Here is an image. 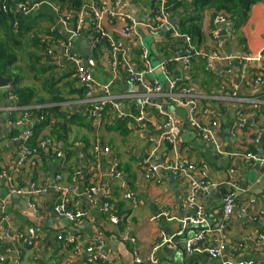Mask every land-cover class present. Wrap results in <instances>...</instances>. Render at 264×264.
<instances>
[{
	"label": "crops",
	"instance_id": "1",
	"mask_svg": "<svg viewBox=\"0 0 264 264\" xmlns=\"http://www.w3.org/2000/svg\"><path fill=\"white\" fill-rule=\"evenodd\" d=\"M109 1H119L120 19L104 18L106 36L94 34L98 37L94 45L85 35L62 44L75 28L74 14L66 23L61 18L69 9L62 13L57 8L55 12L44 3L23 21L34 28L30 35L40 43L39 51L31 53L44 55L47 72H54L52 88H58L60 93L59 99L53 100L52 95L43 92L41 82L47 73L29 79V63L22 64L28 60H22L24 56L29 58L28 53L21 56L20 68L12 67L9 72L21 71L20 84L36 91L31 104L17 105L10 85L0 89V225L6 229L0 241V255L5 260L0 264H138L136 257L144 259L150 255L156 262L141 264H264V172L259 161L242 157L245 150L256 151L259 156L264 153V114L255 118L251 109L262 106L264 111V86L253 84L259 70L257 64L238 62L236 58L264 48V1L253 3L245 15L228 18L222 24H214L210 13H204L198 22L201 35L194 42L198 51L217 50L232 58L230 65L224 60L216 61L209 68L213 74L201 73L189 81L197 95L198 117L220 142L221 152L197 136L189 124L186 106L166 95L149 96L141 85L126 81L120 64L116 68L108 64L109 44L115 40L122 42L136 71L143 70L138 43L133 38L123 40L119 28L126 14L143 23L154 3ZM172 20L175 21L173 17ZM167 29L162 26L149 32L139 30V41L155 67L147 80L159 81L164 92L168 91L170 80L189 77L188 68L179 63L170 70L167 67L166 72L160 67L183 51L169 46L173 40L166 39ZM177 37L172 34V38ZM25 41L23 44L28 46ZM26 50L35 48L28 46ZM66 50L90 72L96 83L93 98H112L114 106L108 105L103 119L92 120L88 114L86 88L76 74L74 62L63 56ZM201 60L204 67L205 58L204 63ZM98 84L105 86L107 92L100 90ZM36 108H44L43 119L51 117V124L59 120L61 128L42 124L31 138L36 146L29 149L34 153L26 155L22 134L38 122L32 112L30 116L27 112ZM203 109L208 110L207 114L202 115ZM245 109L248 110L243 112ZM141 110L143 117L136 120ZM240 111L248 115V121L233 136ZM168 117L174 119L171 133L178 142L176 150L166 140L159 143V138L169 133L165 128ZM118 118L128 119L125 129L117 126ZM58 130L60 139L56 137ZM151 138L158 142L153 143ZM95 145L110 149L99 155L98 167L93 162ZM116 160L122 175L110 178L109 166ZM173 161L185 166L179 176L163 168L167 173L157 172L159 163ZM75 169L80 170L76 193L64 194L53 188L57 173L62 175V184H69ZM192 181L198 186L196 202L203 208L198 224L192 222L196 207L185 204ZM90 184L99 189L92 201L85 193ZM32 186L45 191L32 198L28 194ZM126 192L132 194L135 202L125 197ZM227 192L234 193L235 207L225 218L221 205ZM26 201L28 207L24 206ZM104 203L109 204L108 212L103 210ZM60 207L77 215L75 220L61 215ZM111 215L118 217L117 223L111 222ZM30 228L34 230L33 237L28 234ZM220 228L223 250L218 257H211L207 251L185 250L187 240L201 232L204 237L199 245L211 247V233ZM97 235L104 241L100 249L93 241ZM19 247L26 251L19 253Z\"/></svg>",
	"mask_w": 264,
	"mask_h": 264
},
{
	"label": "built area",
	"instance_id": "2",
	"mask_svg": "<svg viewBox=\"0 0 264 264\" xmlns=\"http://www.w3.org/2000/svg\"><path fill=\"white\" fill-rule=\"evenodd\" d=\"M157 3H159V9L160 13L157 14L153 9H151L147 16L145 17L143 23H140L137 18H133L129 15H124L122 19H124V23L119 28V32L121 35V38L123 40H129L133 38L140 47V54L141 57L144 60V67L141 71H136L134 68V65L131 64L129 61L126 49H123L122 42L111 40L109 44V52L111 55V58L108 60V64L112 68H116L119 64L122 66L124 74L126 75V81L130 84H137L141 85L142 88H144V91L149 95L153 97H159L166 95L168 99H171V101L178 103L179 105L186 106L188 108V121L190 126L195 130L197 136L206 142H209L214 145L215 149L217 151L221 152V144L214 135V133L210 130V128L205 125L201 119L198 117L199 108L197 103V95H195V92L192 88V86H186L180 88V90H176V85L178 80H170L168 83V91L164 92L162 89V85L159 81H149L147 80V75L151 74L152 71L155 69V67L151 64L150 60L148 59V51L145 49V47L142 46L141 42L139 41V35H140V25L145 28L146 31H151L154 28L167 26V28L174 29L175 23L171 22V19L168 15V13L163 9L165 0H154ZM46 3L48 6H51L52 9L57 12V7L52 5L50 2L45 1H35V0H19L16 1L14 4L7 6H3L4 11H8L13 17H16L17 15H28L35 10L39 9V7ZM119 1H116L114 3H111L109 0H89V2L85 5H82L78 9H69L61 18H63V23H66L68 19L71 17V15L76 16V23L75 28L72 29L70 32V37L67 38L65 41L62 42L63 45L68 43L69 40L78 38L79 36L85 35L88 36L91 40V43L94 45L97 42L98 37L94 36V34H100V36H106V33L104 32L102 28V21L106 17H112L115 20L120 19L119 16L121 15L120 12L117 10ZM157 16L159 17L158 20L156 19ZM228 21V18L221 14L217 13L213 17V23L214 24H222ZM17 21H14L13 24L15 25ZM212 33H216L215 30H212ZM141 39V38H140ZM185 41L188 43L187 48H185L182 52L174 55L173 57L169 58L165 61L164 64H162L160 67L163 71L166 72L167 70V64L168 62H174L179 63L180 65L184 66L185 68L189 67L190 59L192 57L193 53L200 54L204 56L205 58V64L204 67L206 70H209V68L212 66V64L216 61L224 60L227 62V65H230L232 58L226 55H222L217 50H212L209 52H202L198 51V49H195L192 45L189 43V37L184 36ZM47 54L50 55L52 53L51 49L46 50ZM119 53L120 54V60H119ZM63 56L66 59L72 60L76 66V74L81 80L83 86L86 88V98L88 100V114L93 117V119L99 120L101 117L102 112L105 110L106 107H108L109 104H112V98L105 95L98 98H93V93L95 92L94 85L96 84L94 80L91 77L90 72L88 69L82 64V61L79 60V58L74 57L68 50H66V53L63 54ZM238 62H251L254 61L257 64L258 71L257 75L254 77L253 84L255 86H264V48L259 50L253 55L250 54H243L242 56H236ZM99 89L102 90L104 93L107 92V88L103 85L98 84ZM115 107H117L115 105ZM114 107V108H115ZM202 115L207 114L208 110L203 109L201 110ZM143 117L142 110L139 111V114L136 116V120H141ZM43 115H40L37 118V121H41L43 119ZM165 128H167V134L162 135L159 138V143L163 140H166L168 143H170L174 150L178 148V142L171 133L174 128V119L172 117H168L166 120ZM248 121V115L244 114L242 111H240L237 114V122L233 126L232 135H236V130L239 128H242L245 122ZM32 129L31 126L27 127L22 134V141H23V147H24V153L26 155H31L34 153L33 150H30L27 146V143H29V140L32 137ZM151 141L153 143L158 142L156 139H152ZM158 144V143H157ZM109 147L105 146L103 148H100L98 145H95L93 148V162L94 166L98 167L100 162V154L103 155L104 153L109 152ZM154 157H156L154 155ZM242 157L247 160H253V161H259L261 167L263 168L264 172V153L259 156L256 151H243ZM159 166L163 169H166L173 173L175 176H179L181 173L184 172L185 166L182 162H164L159 163ZM155 168V167H154ZM110 178H120L122 175V172L119 168L118 161H114L109 166V172H108ZM80 170L75 169L72 172L71 180L69 184H62V175L60 173H57L55 176V183L53 184V188L55 190L63 192L64 194L68 193H76L77 187V178H79ZM189 193L185 198V204L189 207H196V217L192 218V222L194 223H200L203 213V208L199 206L196 202V191L198 189V186L195 182H190L189 184ZM98 187L96 185H89L86 189V197L88 200L92 201L95 200L96 193L98 191ZM12 192L19 193L20 190L12 189ZM44 188H38L35 186H32L28 194L32 198H35L36 196L42 194L44 192ZM125 197L131 198L133 202L134 199L132 197V194L130 192H126ZM30 205L33 207L34 202H31ZM235 207V195L233 192H227L224 194L222 198V205L221 210L222 214L225 218L229 217L231 213L233 212V209ZM0 208H3V204L1 202ZM109 204L104 203L103 204V210L105 212H108L109 210ZM60 214L64 217H67L70 220H75V217L77 215L72 214V212L63 210L61 207L59 208ZM110 220L112 223L118 222V217L115 215H111ZM221 229L218 230L216 233H211L212 241H211V247H201L199 243L203 240V232L197 234L196 236L190 238L187 240L185 244V250L188 253L191 252H202L207 251V253L213 257L216 258L221 254V251L223 250V245L220 241V234ZM6 232V229H4L0 225V241L3 239V234ZM28 234L33 237L34 236V230L32 228L28 229ZM95 247L97 249L102 248L103 246V239L100 236H96L93 238ZM31 242V241H29ZM28 242V243H29ZM88 250H92V248L88 247ZM5 260L4 255H0V262ZM136 263L141 264L144 261L149 263H155L156 260L153 258L152 255L147 256L144 259H141L139 257L135 258Z\"/></svg>",
	"mask_w": 264,
	"mask_h": 264
},
{
	"label": "trees",
	"instance_id": "3",
	"mask_svg": "<svg viewBox=\"0 0 264 264\" xmlns=\"http://www.w3.org/2000/svg\"><path fill=\"white\" fill-rule=\"evenodd\" d=\"M16 1L19 0H0V72L4 76H8L10 78H13L10 86L9 91L11 94H13L16 97V103L17 105H27L31 104V101L33 98L36 97V91L30 87L22 86L20 84V76L21 71H17L15 73H10V69L12 67L20 68L18 63L21 61V56L27 54L29 56V66L28 70L33 73L34 76L37 75H44L47 73V75L43 78L41 84H42V90L48 95H52L53 100L59 99V89L53 87V81L54 80V72H47V64L44 62L46 58H44V55H34L35 51H39V41L38 39H35L33 36L30 35V32L34 29L30 25L24 24V19L26 18V15H17L16 17H13L8 11H4L3 6H7V3L9 5L14 4ZM48 2H51L57 8L59 9V12H65V10L68 9H78L82 5H85L89 2V0H47ZM258 1H264V0H165L164 3V10L168 13L171 22L175 23L174 29H167L165 32L166 39L171 38L173 40L169 46L176 47L177 51H182L185 48H187L188 43L185 41L184 36L189 37V43L195 49H197L196 38H198L199 35H201L200 32V24H198L199 20L203 18L204 13H210L211 15L221 13L225 15L227 18H234L237 16H240L241 14L245 15L247 9L255 2ZM151 9H153L157 14L160 13L159 9V3L154 1V3L151 4ZM172 17L175 19L172 20ZM157 16V20H158ZM17 21L14 25L13 22ZM140 30L145 31V28L140 25ZM54 33V30H53ZM51 34V33H50ZM172 34H177V38H172ZM26 40V41H25ZM27 43L28 46L34 47L35 50H30L29 52L26 50L28 46H25L23 43ZM166 43V42H164ZM22 45L25 47H22ZM43 45V44H42ZM98 47L99 44H96ZM98 49H95V52ZM31 53V55H30ZM43 56V57H42ZM200 54L193 53L192 57L190 59V64L188 67L189 71V77L188 78H181L177 81L176 90H180L182 87L189 86L190 79L195 78L200 75L201 73H204L206 75L213 74V71L206 70L205 67H203L202 60L204 63V58ZM198 58H201L200 60H197ZM44 59V60H43ZM197 60V61H196ZM174 62H168V68L171 69V66H174ZM198 65V66H197ZM47 67V68H46ZM200 67V68H199ZM52 81V82H51ZM83 88V87H82ZM85 88V87H84ZM50 93V94H49ZM51 97V96H50ZM37 100V99H36ZM40 102V101H39ZM253 106V105H251ZM259 107V105H257ZM263 107L260 106L259 109H257L255 106L251 107L254 112L255 118H257V115L259 113H263L264 111L262 109ZM248 109H245L246 112ZM107 107L102 112L100 119H103L107 116ZM29 116L31 115L34 118H38L40 115L45 114L44 108H36L32 110L27 111ZM61 116V115H60ZM48 116H46L47 118ZM50 118L42 119L39 122H36L34 127H32L33 134H36V130L43 124V125H50L54 126L57 125L58 128H61L59 120L53 122L51 124ZM92 120L93 117L91 116ZM90 118V119H91ZM44 120V121H43ZM253 120V119H252ZM116 121L119 123H116L117 126H122L125 129L126 123L128 121L127 118H118ZM253 122L256 123V120L254 119ZM57 123V124H56ZM52 126V127H53ZM52 134H54V130L52 131ZM57 139H60L62 137L61 132L57 133ZM32 138V137H31ZM31 140V141H30ZM29 140V143H27V146L32 148L36 146V143L33 142L32 139ZM38 146V143H37ZM39 149V148H36ZM69 153L67 154V156ZM29 249V247H27ZM23 251H26V249L18 248V252L21 253Z\"/></svg>",
	"mask_w": 264,
	"mask_h": 264
},
{
	"label": "water",
	"instance_id": "4",
	"mask_svg": "<svg viewBox=\"0 0 264 264\" xmlns=\"http://www.w3.org/2000/svg\"><path fill=\"white\" fill-rule=\"evenodd\" d=\"M167 27V26H166ZM12 78H10V77H5V76H3L2 75V73L0 72V89H4V88H6V87H8L10 84H11V82H12ZM263 140V138L261 139V141ZM157 172H160V173H167L166 171H164L163 169H161V167L160 168H158L157 169ZM24 192H26L27 191V187H24V190H23ZM28 202L26 201L25 202V204L26 205H24V206H26V207H28V204H27ZM63 222H65V221H63ZM66 222H67V220H66ZM188 222H189V220H188ZM8 237H6V239H7Z\"/></svg>",
	"mask_w": 264,
	"mask_h": 264
},
{
	"label": "rangeland",
	"instance_id": "5",
	"mask_svg": "<svg viewBox=\"0 0 264 264\" xmlns=\"http://www.w3.org/2000/svg\"><path fill=\"white\" fill-rule=\"evenodd\" d=\"M25 58L28 59L27 57L24 56V58H22V60L25 59ZM28 63H29V61L28 60H25V63H22V64L25 66V64L27 65ZM32 75H33V73L31 71H29L28 76H29V79H31V80H32Z\"/></svg>",
	"mask_w": 264,
	"mask_h": 264
}]
</instances>
